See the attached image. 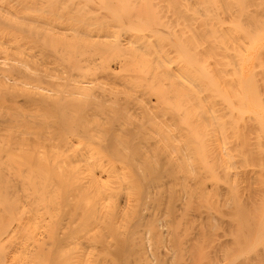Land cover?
<instances>
[{"label":"bare ground","instance_id":"obj_1","mask_svg":"<svg viewBox=\"0 0 264 264\" xmlns=\"http://www.w3.org/2000/svg\"><path fill=\"white\" fill-rule=\"evenodd\" d=\"M261 137L264 0H0V264H253Z\"/></svg>","mask_w":264,"mask_h":264},{"label":"rangeland","instance_id":"obj_2","mask_svg":"<svg viewBox=\"0 0 264 264\" xmlns=\"http://www.w3.org/2000/svg\"><path fill=\"white\" fill-rule=\"evenodd\" d=\"M232 138H233V137H232ZM232 138H231V139H232ZM254 138H255V137H254ZM261 138H262V137H261ZM234 139H235V138H233V140H234ZM233 140H232V141H233ZM254 140H255V139H254ZM256 140H257V138H256ZM262 140H264V137L262 138ZM263 142H264V141H263ZM262 147H264V146H262ZM262 150H263V153H264V149H262ZM260 151H261V150H260ZM244 152H245V151H244ZM237 153L239 154L240 152L237 150ZM241 155H242V153L240 154V156H239V155H238V156H239V158L241 157V158H240L241 161L245 163L244 158H242V156L244 157V154H243L242 156H241ZM256 155H257V154H256ZM256 155H253V156H256ZM262 156H264V155H262ZM256 157L259 158L258 155H257ZM256 157H255V158H256ZM235 158H236V152H235ZM252 158H254V157H252ZM252 158H251V161H252ZM257 158H256V159H257ZM236 159H237V158H236ZM240 159H239V160H240ZM263 160H264V158H263ZM263 160H262V161H263ZM256 161H257V160H255V162L252 161V165H253V162H254V164L256 165ZM260 161H261V160H260ZM260 161H259V162H260ZM238 162H239V161L236 160L235 164H237L239 167H240L241 164H242L243 167H240V168H239V167L236 165L238 169H237V171H236V169H235L234 171H235V172H238V170L242 168L241 171H239L241 174H242V171H243V173H244V170H243V169H245V168H246L245 171H247V169H249L248 171H250V172H251V171H252V172H256L255 170H257V167H259V166H254V165H253V166H251V167H252V170H251V168L249 167L250 165H248V164H251V163H248V164L246 163V165L244 166L243 163H240V162L238 163ZM257 162H258V161H257ZM259 162H258V163H259ZM258 165H262V166L264 167V163H262V164L259 163ZM236 166H235V167H236ZM254 167H255V170H254ZM263 167H262V168H263ZM262 168H259V169H260V171L262 170V172H263V174H264V170H263L264 168H263V169H262ZM233 169H234V168H232V170H233ZM257 172H258V170H257ZM245 173H246V172H245ZM247 173H248V172H247ZM259 173H260V172H259ZM260 174H261V173H260ZM260 174H259V176H260ZM261 175H262V174H261ZM259 176H258V178H259ZM263 176H264V175H263ZM263 179H264V178H261V180H260V178H259V180H260L261 182L264 181ZM187 180L189 181L190 178L188 177ZM259 180H258V182H260ZM261 182H260V183H261ZM255 184H257V181H256ZM255 184H253L254 187H255ZM263 184H264V183H263ZM263 184H260V185L262 186ZM256 186H257V185H256ZM258 186H259V185H258ZM261 186H259V187H261ZM259 187H258V188H259ZM242 188H243V187H242ZM242 188L240 187V188L238 189L239 191L241 190V192H239V191H234V192H233V193L236 195L237 199L235 198V195H234V196L232 195L233 193H231V195H229V197H230V196H233L234 199L238 200V198L241 196V195H239L238 193H241V194L243 193V194H242L243 196L246 194L245 196L247 197L248 195H247V193H245V191H248V193H249V190H247V188H246V190L244 191V189H242ZM249 188L251 189L252 186L249 187ZM263 188H264V186H263ZM259 189H262V188H259ZM234 190H235V189H234ZM231 192H232V191H231ZM244 193H245V194H244ZM238 196H239V197H238ZM245 196H244V197H245ZM215 197H216V196H215ZM229 197H228V198H229ZM244 197H243V199H244ZM210 198H211V197H210ZM240 198H241V197H240ZM248 198H249V197H248ZM248 198H245L244 201L247 202L246 200H248ZM211 199H212L213 201L215 200L214 198H211ZM216 199H217V197H216ZM234 199L232 198L233 201H232V203L229 204V205H232V204L235 205L234 202H238V203L241 205V203L243 202V201L240 200V199H239V200H240L241 202H240V201H235ZM209 200H210V199H209ZM211 202H212V201H211ZM211 202L209 201L208 204L210 205ZM215 202H217V200H216ZM245 202H244V203H245ZM260 202H262V201H260ZM238 203H237V204H238ZM257 203H259V202H257ZM263 203H264V202H262V205H263ZM215 204H216V203H215ZM215 204L213 203V206H214ZM242 204H243V203H242ZM246 204H247V203H246ZM216 205H217V204H216ZM233 205H232V207L234 208L233 211H235V212H236V211L238 212L237 209H238L239 207H240V208L242 207V206H240V205H238L239 207H238L237 205H236L237 207H234ZM262 205H261V206H262ZM211 206H212V205H211ZM214 207H216V206H214ZM229 207H230V206H227V208L225 207V209H227V212H226L227 214H228V210H229V209H232L231 207H230V208H229ZM257 207H258V204H257ZM216 208H217V207H216ZM228 208H229V209H228ZM235 208H236V210H235ZM249 208H250V205H249ZM254 208H255V206H254ZM259 208H261V207H259ZM223 209H224V208H222V210H223ZM217 210H218V208H217ZM241 210H242V208H241ZM253 210H254V209H253ZM256 210H257V209H256ZM233 211L231 210L232 213H233ZM239 211H240V209H239ZM204 212L206 213L207 211H204ZM221 212H223L222 215L225 214V213H224L225 211H221ZM231 212H229V214H230ZM215 214H216V212H215ZM229 214H228V215H229ZM206 215H207V214H206ZM223 228H224V227H222V228L220 227V229H222V231H223ZM216 231H217V230H216ZM222 231H219V232L217 231V236H216V237H218V239H219V238H220V239H223V238L226 237V239H223V240H226V241H227V236L224 237V236H223L224 233H222ZM224 231H225V229H224ZM224 231H223V232H224ZM215 234H216V233H215ZM215 234H214V235H215ZM214 235H213V236H214ZM221 236H223V237H221ZM216 237H215L214 239H216V241H217V238H216ZM228 238H229V237H228ZM223 240H221V241H223ZM228 240H229V239H228ZM219 241H220V240H218V242H219ZM213 243H214V242H213ZM213 243H211V244H213ZM215 243H216V242H215ZM262 243H264V242H262ZM262 243H261V242H256V248H255V249H254V248L252 249V250H253L252 253H254L255 255L252 254L250 251H248V249H249L250 247H249L248 249L246 248L247 250H245L246 253H248V254H249V252L251 253V254H249L250 256H251V255H252V256L254 255L253 257L251 256V258L254 260L255 263L257 262V264H264L263 261L259 260V259H262V258H263V260H264V244H262ZM216 244H217V243H216ZM257 244H258V245H257ZM260 244L263 245V247H262ZM253 246H254V245H253ZM253 246H252V247H253ZM259 246H261V247H259ZM252 247H251V248H252ZM235 249L240 250L239 248H235ZM258 249H259V250H258ZM249 250H250V249H249ZM252 250H251V251H252ZM257 250L259 251V253H260L261 256H262V253H261V252H263V257H260V256H259V258L257 259V257H256V256L258 255ZM260 250H261V251H260ZM206 251H207V250H206ZM247 251H248V252H247ZM232 252H234L233 249H232ZM232 252H230V253H232ZM237 252H238V251L236 250L235 253H237ZM239 252H240V251H239ZM239 252H238V253H239ZM256 252H257V253H256ZM232 254L235 256L234 253H232ZM232 254H231V255H232ZM243 254H244V253H243ZM243 254L240 252V255H241V256L239 255L240 257L238 258V263H239V264H240L239 259L243 260ZM248 254H246V255H247L246 257L249 256ZM256 254H257V255H256ZM229 255H230V254H229ZM236 255H237V254H236ZM244 255H245V254H244ZM237 256H238V255H237ZM237 256H235V258H236ZM229 257H230V256H229ZM235 258H234V257H231V259L229 258V259H230L229 263L232 262V259H234V260H233L234 262H237V261H235V260H236ZM244 258H245V256H244ZM204 261H205V260H204ZM243 261H244V260H243ZM205 262H207V261H205ZM254 262H253V264H254ZM238 263H237V264H238Z\"/></svg>","mask_w":264,"mask_h":264}]
</instances>
